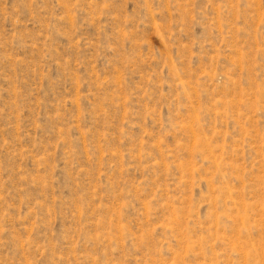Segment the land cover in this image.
<instances>
[{
  "label": "rangeland",
  "instance_id": "374dc122",
  "mask_svg": "<svg viewBox=\"0 0 264 264\" xmlns=\"http://www.w3.org/2000/svg\"><path fill=\"white\" fill-rule=\"evenodd\" d=\"M0 264H264V0H0Z\"/></svg>",
  "mask_w": 264,
  "mask_h": 264
}]
</instances>
